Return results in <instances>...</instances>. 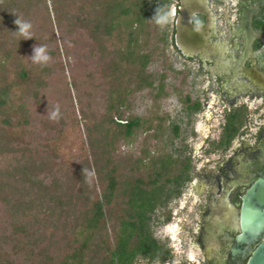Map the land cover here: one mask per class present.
I'll use <instances>...</instances> for the list:
<instances>
[{"label": "trees", "instance_id": "obj_1", "mask_svg": "<svg viewBox=\"0 0 264 264\" xmlns=\"http://www.w3.org/2000/svg\"><path fill=\"white\" fill-rule=\"evenodd\" d=\"M168 1L0 0V264L170 257L149 221L180 195L191 158L164 147L180 127L159 114L185 76L167 85L164 71L148 70L167 58ZM17 18L30 22V38ZM37 45L47 63L33 62ZM143 91L146 114L134 111Z\"/></svg>", "mask_w": 264, "mask_h": 264}, {"label": "flooded vegetation", "instance_id": "obj_2", "mask_svg": "<svg viewBox=\"0 0 264 264\" xmlns=\"http://www.w3.org/2000/svg\"><path fill=\"white\" fill-rule=\"evenodd\" d=\"M206 1L208 7L191 19L204 31L198 37L205 40L204 47H196L190 56L177 49L174 22L180 0L174 5L171 37L179 55L205 83L202 99L190 98L186 109L198 115L213 106L222 121L204 136L202 151L197 145L189 150L188 210L175 233L184 248L167 246L170 257L153 264H246L264 239L263 230L251 242L242 240L240 218L243 196L251 186L261 188L264 196V0H200ZM193 131L197 135L200 129ZM231 133L235 135L227 143ZM208 151L216 159L199 160Z\"/></svg>", "mask_w": 264, "mask_h": 264}, {"label": "rangeland", "instance_id": "obj_3", "mask_svg": "<svg viewBox=\"0 0 264 264\" xmlns=\"http://www.w3.org/2000/svg\"><path fill=\"white\" fill-rule=\"evenodd\" d=\"M175 3L176 0H169L168 2H165V5L168 8V16L170 18V24L168 27L169 42L165 45L164 49L165 55L167 57L166 61L163 63V66L159 65L158 61H156L155 63L150 64L148 67V70L150 72L154 71L155 69H158L160 72L164 71L166 74L164 82L167 85L171 83L179 85L182 76H185V82L179 85L181 86L180 95L171 93L167 97L159 100V114L166 113V123L173 121L176 122L180 127L178 136L175 137L171 142H169L168 140L164 141V137L163 139H161L164 141V147L168 149L173 155L182 152V149H187L189 154V150H195L196 145L198 146L197 151H202L203 146L201 144L203 142L204 136H206L207 134H213V126H218V124L222 121V116L218 114L217 110H214L213 106L203 109L202 112L198 113V115L189 113L188 109H186L187 105L190 102L184 101L185 96L188 95L190 96V98H194L197 96L198 98L202 99L205 83L202 81V75H195V69L193 65L184 60V58L179 55L171 41V18L173 17ZM159 44L161 45V42H159ZM169 65L171 67L170 69L168 68ZM85 66H80L77 69V73H86V70L88 68H84ZM175 71H181V73H176ZM144 93L145 91L139 93L133 101L134 111L141 114H146V107H149L152 103L151 99L145 96ZM206 117L208 120H206ZM82 126L84 127V124ZM250 126L253 127L251 123ZM197 127L200 129V131L197 135H195L193 130L195 128L197 129ZM246 133L248 135L247 131ZM150 143H154V141L151 140ZM59 148L61 152L68 153L67 147L61 146ZM203 153L204 152L200 153L199 160L203 161L208 158L216 159V157L218 156L217 154L210 151L204 154ZM222 157L223 156L220 155L219 159L222 160ZM187 188L188 186L186 184L182 188V192L178 197H172L166 201L164 206L158 207L154 211V214H152L153 218L149 221L153 236L160 240L162 243L167 244V246H170L171 248L175 247L179 249L180 246L181 248H184L182 246L183 244H179V240L175 239V233L176 230H179L183 219L187 215L188 208L186 207V205L188 204L187 202H189V197L185 195L188 192ZM167 210L170 211L172 218H170L168 222H164L163 212ZM175 248L173 250H176ZM188 252L191 253L192 249L189 248ZM182 254V257H184V253Z\"/></svg>", "mask_w": 264, "mask_h": 264}, {"label": "water", "instance_id": "obj_4", "mask_svg": "<svg viewBox=\"0 0 264 264\" xmlns=\"http://www.w3.org/2000/svg\"><path fill=\"white\" fill-rule=\"evenodd\" d=\"M204 7H208L207 1L201 4L200 0H180L174 22V42L177 49L185 56L193 54L196 47L203 48L202 45H205V40L198 39L200 35H203V29L191 22L194 13L202 11ZM261 190L257 185H253L243 196L240 218L244 230L242 240L247 242L256 239L264 230V196L261 195L263 192ZM246 264H264V239L253 250Z\"/></svg>", "mask_w": 264, "mask_h": 264}, {"label": "clouds", "instance_id": "obj_5", "mask_svg": "<svg viewBox=\"0 0 264 264\" xmlns=\"http://www.w3.org/2000/svg\"><path fill=\"white\" fill-rule=\"evenodd\" d=\"M15 24L18 25V32L25 37V39L30 38L29 29L31 28L30 22L22 21L17 18ZM34 63H47L50 57L46 53V46L37 45L34 48V55L31 56ZM59 109L57 108L55 112L52 113L53 118H58Z\"/></svg>", "mask_w": 264, "mask_h": 264}]
</instances>
